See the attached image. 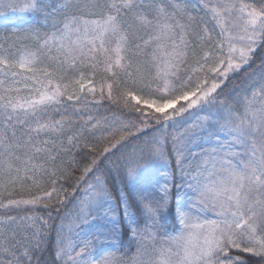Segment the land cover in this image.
Wrapping results in <instances>:
<instances>
[{
	"label": "snow or ice",
	"instance_id": "obj_1",
	"mask_svg": "<svg viewBox=\"0 0 264 264\" xmlns=\"http://www.w3.org/2000/svg\"><path fill=\"white\" fill-rule=\"evenodd\" d=\"M0 27V264H264V56L225 96L264 0H0Z\"/></svg>",
	"mask_w": 264,
	"mask_h": 264
},
{
	"label": "trees",
	"instance_id": "obj_2",
	"mask_svg": "<svg viewBox=\"0 0 264 264\" xmlns=\"http://www.w3.org/2000/svg\"><path fill=\"white\" fill-rule=\"evenodd\" d=\"M2 30H4V28ZM2 30H0V32ZM7 30L10 31L11 28L9 27ZM262 56H264V53H261L260 50L258 49L256 57H255L256 63L253 64V65L248 66L249 67V73L246 74V76H244V77H240L238 80L234 81L231 85H229L227 87L226 91H225V96H229L230 97L233 94V90L234 89L235 90H239V89L247 86V83H246L247 76L248 75H257L259 73V71H260V62H261ZM122 244L124 246L122 248V250H124V248H128L129 242L127 240V236L126 235L123 237ZM131 252H134V247L130 248L129 254H131Z\"/></svg>",
	"mask_w": 264,
	"mask_h": 264
},
{
	"label": "rangeland",
	"instance_id": "obj_3",
	"mask_svg": "<svg viewBox=\"0 0 264 264\" xmlns=\"http://www.w3.org/2000/svg\"><path fill=\"white\" fill-rule=\"evenodd\" d=\"M3 28L2 27H0V30H2ZM8 36H12V32H11V30L10 31H8L7 29L5 30H2L1 32H0V38H2V37H8ZM134 251H135V248H134Z\"/></svg>",
	"mask_w": 264,
	"mask_h": 264
}]
</instances>
